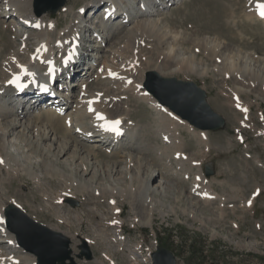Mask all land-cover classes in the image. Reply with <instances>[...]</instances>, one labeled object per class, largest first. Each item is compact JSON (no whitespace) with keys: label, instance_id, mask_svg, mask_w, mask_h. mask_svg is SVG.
<instances>
[{"label":"rangeland","instance_id":"obj_1","mask_svg":"<svg viewBox=\"0 0 264 264\" xmlns=\"http://www.w3.org/2000/svg\"><path fill=\"white\" fill-rule=\"evenodd\" d=\"M176 1L159 13L158 20L179 39V35L183 37L184 41L181 39L179 50L184 55L190 53L196 56L195 69L192 72L161 74L175 65L171 64L166 67L167 69L161 67L159 72L157 68V65L161 63L159 50L154 48L152 42L150 46H147V42L144 41L141 44L143 50L140 57L142 73L138 72L139 75L136 74L134 80L136 83H141L145 72L155 71L162 77L191 81L205 90L210 107L224 118V128L215 132L205 131L208 139L207 147L197 137L199 130L192 127L187 128L179 124L175 129L176 136L171 134L174 139L179 133L180 140L177 139L178 143L173 142V145L188 158L194 159V163H200V167L193 166L189 162L174 161L173 146L169 145L173 149H167L160 141L158 133L160 126L157 118L159 114L150 108L143 98L132 95L130 91L121 98L119 108L109 110L115 111L114 115H125L127 119H130L129 122L126 121L131 128L132 137L122 140V146H128L129 140L138 137L135 145L129 149V152L127 149L124 150V154H113L115 146L111 150L112 144L95 146L91 142H81L79 137L73 136L72 131L65 133L62 120L54 135L43 142H37L33 138L36 132L31 131L30 128L35 124L32 122L37 119L35 116L39 110L29 111L26 116L10 115L6 118H9L8 120L2 121V128L8 131L5 140L6 152L11 154L15 152L14 155H17L20 162L26 161L21 164L32 166L31 169L38 174L36 180H32L28 177L27 170L19 168L18 164L15 165V162L11 161L10 165L18 167L19 170L14 173L10 171L9 179L3 184V193L6 197H14L17 206L37 223L71 237L70 248L76 264H148V262L151 264L147 252L148 249H151V252L154 251L158 244L156 239L162 246L167 245L182 264H264V95L261 96L262 100L259 99L261 97L256 96L261 91L256 84L252 93L240 94L241 102L249 108L247 113L234 107L232 94L234 87L241 82L235 77L231 78L232 75L225 76L227 74L217 72L213 66L219 64V61L215 63L214 58H206L203 48L200 47L197 50L193 42L203 36L211 38L217 36L228 43L230 48L243 51L242 53H246L245 55L250 56L249 58L264 63V22L255 18L247 19V9L255 0ZM92 2L93 0H66L64 5L66 10L60 9L54 14H43L47 15L43 17L44 26L52 27L47 35L51 44L58 37L59 31L73 22L78 8L88 10ZM104 5L105 3H102L99 7ZM1 6L0 0V52H2L1 57H6L16 52L17 48H22L15 39H18L17 35L22 34L23 31L10 30L9 24L16 17L11 19L1 17L4 14ZM53 20L57 24L55 30L52 26ZM98 20L99 18H94L93 21H88L86 17V25L93 27L90 30L91 33H84L87 39L83 42L86 47L83 53L86 57L87 54L89 55L86 60L88 65L94 63L93 57L97 56L100 59L107 56V53L104 54L107 46L116 47L125 33V30L119 31L111 39L110 34L108 38L110 40L100 44L94 38V34L92 35L95 33L93 31H96ZM136 21L126 27L135 25ZM174 37L170 39V42ZM100 45L102 48L97 49ZM31 50L32 47L29 46V50L23 51L21 60L27 61ZM125 56L121 58L118 54L114 55V64L120 66L121 63H125ZM204 68L207 70L202 73ZM255 69L262 72L261 74L264 73L261 67ZM6 70L7 68L1 64L0 83L7 78L4 76ZM94 76L95 72L85 80L88 87H96ZM78 82L76 81V84ZM72 89H74V93L70 94L72 98L63 92V96L71 99L72 107L68 109L69 112L74 109L73 106H76L73 95L79 92L76 86ZM21 112L23 111L18 113L21 114ZM67 112H63L61 118H64ZM162 115L163 120L167 119L168 123L165 121L169 124L171 118H168L165 113ZM14 121L19 122L14 129L13 126H7L13 125ZM36 122L39 128L44 125L47 127L45 120ZM62 137L70 142L69 149L57 159L56 142L62 140ZM75 147H78L79 155L73 158L72 151ZM128 154H131L136 162L131 166L132 168L128 167V172L131 168V175L136 176L140 162H142L140 171L142 181L150 172H154L155 178L152 176L150 183L155 187L148 195L153 204L150 208L152 212L150 218L145 217L149 219V223L133 222L135 215L139 219L145 212L141 201L134 200L132 207L128 195L122 197L114 193L117 206L122 212L113 214L111 206L107 204V197L94 194L90 190L79 192L75 190L76 188L68 189L67 186L71 185L69 180L51 176L44 166L45 162L56 163L64 172L73 173L75 179L91 184L93 188L97 187L99 190L100 187L105 188L113 181L125 187L130 183L127 172L123 171L113 180L108 165L116 164L118 169L124 168ZM0 155L4 156L5 153L0 151ZM208 163L212 164L215 173L211 177H205L208 181L206 180L204 189L208 188L209 192L212 190L214 194L216 193L217 199L207 202L199 199L197 192H191L193 190L191 188L194 184L200 187V180L197 178L199 172L203 173L204 165ZM136 183L138 185L137 180L134 179L132 185L136 186ZM64 190L71 191L72 195L67 198L76 200L78 206L71 207L64 202V199H59V191ZM113 215H117V219L121 222L119 233L122 239L124 238L118 241V244L110 240L114 236V230L117 229V226L108 225V219H111ZM84 238L91 240L88 245L92 255L90 260L76 258L80 252L81 240ZM138 243L141 251L136 248ZM58 247L57 242L47 246L53 254L59 251ZM0 251L3 254L10 251L16 252L14 248H7L5 244L0 245Z\"/></svg>","mask_w":264,"mask_h":264},{"label":"bare ground","instance_id":"obj_2","mask_svg":"<svg viewBox=\"0 0 264 264\" xmlns=\"http://www.w3.org/2000/svg\"><path fill=\"white\" fill-rule=\"evenodd\" d=\"M114 5L116 7H123L125 8L124 11H121V13H118L120 19H116L117 22L119 23H124L123 25L120 26V24H115L111 22L108 23H102L100 20H98L97 27L95 28V36L94 38L98 40L100 44L103 42H108L112 37H114L119 31L125 30L123 39L116 45V47L112 46H107L108 48L105 49V53L108 55L101 57L96 56L94 58V63H90L89 67H94V70L92 72H95V83L96 87H88L86 82H82L81 84L78 85V90L79 92L76 95H73L75 98V105L73 106L74 109L69 112V108L72 106L70 104V100L68 97L67 98L63 97L60 99L58 102L59 107L58 111L56 109H50V108H38L36 110H39V113L35 116L37 119L35 120L34 125H31V131L35 130L36 136L33 137L37 140V142H43V140L50 138L56 129H58V124L62 120V127L64 126L65 133H71L73 136L79 137L81 139V142H91L95 146H106L112 144V147L110 148L111 150L113 149V154H124V150H128L135 145V143L138 140V137H135L134 140H129L128 146H122L121 141L124 140L125 138H130L132 135H130L131 128L128 127V122L130 119H127L125 115H114L115 111L110 112V109L116 110L119 108L121 104V98L123 96H126V92L130 91L132 95L135 94L136 97H141L144 99L145 103L149 104V107L152 108L154 111L159 114L157 117L159 119V128H158V133L159 137L161 138V143L167 147V149L171 148L170 146H173V154L172 157L175 162L177 163H185L189 162L193 166L200 167V163L195 162L194 159L188 158L186 155H184L176 146L173 145V142L178 143L176 141L177 139L180 140L178 137L179 133L177 134V137L172 139V133L174 136H176V128L179 124L185 125L187 128H191L187 123L184 121H181L171 113H169L166 108L163 106L159 105L149 94L145 93V91L141 88V83L140 82H135L134 76L136 74L139 75L138 72L142 73V68L141 62H140V57L142 56V50L143 48L141 47L142 42H147V46L151 45L150 43L152 42L154 45L153 47L159 50V57L161 58V63L157 65V68L159 69V72L161 71V67L166 68L171 64H174L175 67L172 69L168 70L167 72L164 71V75L167 74H174L177 72H182V71H190L192 72L194 68V59L195 55L188 53V55H184L181 53L179 50V43L181 42V39L183 40V37H180V39L175 35L172 34L164 25L159 22V13L167 8L169 4H173L177 2L176 0H112ZM179 1V0H178ZM2 2V11L3 15L1 17L5 18L4 16L10 14L11 16H15V20H18L19 22L30 20L35 25H38V29L32 33L30 31H25L22 34H19L18 39H15V42H19L20 46L22 48H17V51L6 57H1L2 52H0V65L2 64L4 67L7 68L5 71V75H8V78L2 80L0 83V90L3 89V94H0V151L4 152L5 155L1 156L0 155V160L3 161V163H0V215L3 217V221L5 222V211L4 208H6L8 205L12 204L17 206V201L15 200L14 197H6L5 194L3 193V184L6 180L9 179V173L10 171L14 173L15 171H18L19 168L23 170H27L28 177L32 180L38 177V174L35 173L31 167L28 165H23L21 164L22 161L16 157L17 155H14L6 152V138L8 135V131L2 128V121H6L7 117L11 116H20L23 114V116L27 115L29 111L33 112V109L30 110V106L24 107L19 110L17 107V104L19 103L18 100L14 104L13 100H9L11 97L13 90H8L6 88V83L7 80L10 78L11 73H16L20 74L25 78L27 81L31 80H38L42 81L43 76L46 74L45 71L47 69V66L45 65L46 60H52L55 63V68L57 70L61 69L60 64H58V61H62L66 56H68L71 51L74 49L78 52V55H75V58H80V57H86V54L81 52L82 49H86L85 45L83 42L85 41V38L83 34L90 30V28H87L86 25V16L80 14V9L81 7L78 8L77 14L75 15V19L73 22H71L68 26L63 28L61 31L58 33V37L52 41V44L50 40L47 38V35L49 31L51 30V25L50 27L44 26V16L47 15H41L37 16L32 9V0H1ZM102 2H106V0H93L91 5H99ZM141 2L143 3V6L141 5ZM256 2H263L264 0H256ZM89 4V5H90ZM136 5V6H134ZM105 7V6H104ZM62 10H66V7H64ZM121 10V9H120ZM122 12H125L126 15L122 16ZM247 19H252L255 18L259 21L264 22V18H261V16L257 17L254 12L252 11L251 8L247 9ZM43 20H41V19ZM137 19V21H136ZM135 25L131 27H126L129 26L131 22H135ZM56 21L53 20V25L54 30L57 29V24H55ZM10 30L12 31L16 27L13 24H9ZM126 27V28H125ZM93 28V27H92ZM66 30L65 32L63 30ZM111 34L110 39L109 35ZM176 36V37H174ZM172 41L170 42V39ZM245 39V38H244ZM184 41V40H183ZM194 42V47L200 49V47L203 48V52L206 54V58H214L217 63L219 61V64L217 63L216 65L213 66L214 69L217 70V72H221L222 74H227L225 76H231L235 77L237 80H239L241 83L237 84L236 87H234V93L232 94L233 100H234V107L242 111L243 113H247L248 107L244 106V104L241 102L240 99V94L242 92H247V93H252L256 86L258 84L259 90L261 91L257 93V97H261L264 94L262 91L264 89V73L261 74L256 70L255 68H263L264 69V63L260 61H256L255 59L249 58L247 55L239 51L238 49L235 48H230L229 44L218 38L217 36L215 37H207L203 36L201 39H195L193 40ZM36 43V44H35ZM146 45V44H144ZM29 46L32 47L31 52L28 54V60H21L20 56L23 54V51L29 50ZM43 46V47H42ZM102 45L98 46L97 49H101ZM22 50V51H21ZM104 50V49H103ZM80 51V52H79ZM97 51V50H96ZM102 51V50H101ZM98 52V51H97ZM125 56L128 54V56H125V63H121L120 66H117L114 64V59L113 56L117 55ZM89 55L87 54V57ZM99 56V55H98ZM158 57V59H159ZM142 60V59H141ZM123 61V60H122ZM194 63H193V62ZM28 62V63H27ZM123 64V65H122ZM162 64V65H161ZM242 66V67H240ZM167 69V68H166ZM203 70V69H202ZM205 70H203L202 73H205ZM257 71V72H256ZM263 71V70H262ZM111 73H115V75H110ZM208 72V71H206ZM140 73V74H141ZM97 75V77H96ZM235 79V80H236ZM129 80V81H128ZM31 86L27 88V90H30ZM203 89V88H202ZM264 92V91H263ZM74 93V91H73ZM60 95V92L58 93ZM72 98V96H71ZM126 98V97H125ZM127 99V98H126ZM262 100V97L259 98ZM93 100H96V102H93ZM88 101H92L91 107L96 111L104 114L107 119L109 120H115L119 119L120 123H122L121 129L125 131V136H123L120 140L113 139V133L112 134H107L104 128L101 127V124L104 123V121L97 120L95 117L94 112H89L88 111ZM33 103V102H32ZM230 105V103H229ZM239 105V107L237 106ZM65 107V109H64ZM65 110L67 112L64 116V118H61V110ZM69 109V110H68ZM23 111L20 113V111ZM28 110V111H27ZM132 112V111H131ZM163 113L166 115L169 113L171 114L170 117L171 121L169 124L167 119L163 120ZM21 116V117H23ZM175 118H174V117ZM169 118V116H167ZM38 120H45L47 127L40 126V128L37 126ZM128 120V122L126 121ZM164 121L166 125L164 124ZM19 122L14 121L13 125H7L8 127L13 126L12 128L14 129ZM40 123V122H38ZM61 123V122H60ZM30 126V125H29ZM28 126V127H29ZM61 127V126H60ZM43 129V130H42ZM41 130V131H40ZM34 132V131H33ZM34 132V133H35ZM197 134V133H196ZM70 135V134H69ZM70 137H72L70 135ZM199 140L203 145L207 147L208 139L206 136L205 132L199 131L198 136ZM58 138V135H57ZM62 140H57V150L55 151L56 154H58L57 159L60 158V155L62 153H66L69 149V141L67 138L62 137ZM54 140V136H53ZM100 140H105L104 142H100ZM75 141H77L75 139ZM10 143V142H9ZM54 143V144H56ZM170 145V146H169ZM176 147V148H175ZM56 148V147H55ZM78 147L74 148V151H72V157L74 158L75 156L79 155V151L77 149ZM90 153V152H89ZM16 154V153H15ZM90 155H92L90 153ZM116 157V156H115ZM122 157V156H120ZM80 158V157H78ZM14 161L15 165L18 164L19 168L10 165V162ZM194 161V162H193ZM28 162V161H27ZM71 162H74V160H71ZM70 162V163H71ZM192 162V163H191ZM134 160L131 156V154H128L127 157L125 158V163H124V168L118 169L116 164H112L111 166L108 165V170L110 174L112 175V179L114 180L115 176H119L122 174L123 171H126L129 175L130 183L127 186H121L118 185L117 183L111 182L110 185L107 187L103 188L100 187V190L97 187H92L91 184H87L83 182L82 180H77L74 178V174L72 173H66L64 170H61V168L55 163L51 164L49 162H45V167L49 170L51 173V176L53 177H59L61 178H66V180L70 181L71 185L66 184L67 188H76L75 190L79 192H85L86 190L92 191L94 194H100L102 197H107V204H109L112 208L113 214H121V210H119V207L117 206V200L115 199L116 195L114 196V193H118L122 195V197L128 195L130 197L131 206L133 207L134 205V200H139L141 201V206L145 209L142 215H140V218L137 219V215L134 216L135 220L133 222H144V223H149V219H145V217L150 218L152 210L151 205L152 200L149 199V193L154 188L150 182L151 177H154V172H150L148 177L142 181L140 179V171H141V166L142 162H138V170L136 171V176H133L130 174L131 172V166L135 165ZM72 165V164H71ZM181 165V164H179ZM70 166V165H69ZM169 166V165H168ZM128 167H131L128 172ZM113 168V169H111ZM75 169V168H74ZM177 170H182L181 168H177ZM175 171V170H174ZM18 173V172H17ZM187 173V172H185ZM49 174V173H48ZM142 175V174H141ZM63 178V179H64ZM121 178V177H117ZM116 178V179H117ZM137 180L138 185L136 183V186L132 185L133 180ZM200 180V187L198 188L195 186V184L192 186L191 192H197V196L199 199H202L204 201H212L213 199H217V194L208 191L207 189H204L206 184V178L203 176L202 172H199V176L197 178ZM36 180V179H35ZM65 181V180H62ZM208 181V180H207ZM34 182V181H33ZM35 183V182H34ZM209 183V182H208ZM41 185V184H40ZM195 186V187H194ZM67 190V189H65ZM59 191V199H65L67 196L72 195L70 193L71 191ZM109 192V193H108ZM135 198V199H134ZM57 199V198H55ZM67 200V199H66ZM65 200V201H66ZM119 203V202H118ZM146 206V207H145ZM142 210V209H141ZM119 216V215H118ZM113 221H116V223H113ZM138 223V224H139ZM132 224V223H131ZM108 225L109 226H117V229L114 230L113 235L110 240L114 244H118L120 240L122 239V235L119 233V230L121 229V222L117 219V215H113L111 219H108ZM145 226H150V225H145ZM3 229L4 235H1L0 237H6L8 238L9 241H12V244L15 246L14 251H10L8 253H2L0 251V264H38L37 263V257L35 254H27L29 252L25 251L22 249L20 246H18L15 242V234L13 231H6L4 230V224H0V231ZM58 232V231H57ZM61 233V232H60ZM67 237V236H66ZM69 238V237H67ZM4 238H0V243ZM71 241V237L69 238ZM87 245H90L91 240L85 239ZM2 245V244H0ZM108 245V244H107ZM110 247V246H109ZM120 247V246H119ZM136 248L140 249V244L138 243L136 245ZM56 249V248H55ZM58 250V249H57ZM122 250V249H120ZM123 252V250H122ZM147 252V251H146ZM133 253H136L133 251ZM151 253V249H148L147 255ZM108 258V257H107ZM102 263V262H101ZM149 264V262H148Z\"/></svg>","mask_w":264,"mask_h":264},{"label":"water","instance_id":"obj_3","mask_svg":"<svg viewBox=\"0 0 264 264\" xmlns=\"http://www.w3.org/2000/svg\"><path fill=\"white\" fill-rule=\"evenodd\" d=\"M66 3V0H33L34 13L40 16L45 13L54 14ZM147 91L160 105L186 121L189 125L200 129L217 131L224 128L223 117L213 111L206 100V93L193 82L176 78H164L155 71H148L142 83ZM205 176H212V164H205ZM71 207L78 206L73 199L65 201ZM7 226L17 237L18 244L25 251L35 254L38 264H76L71 256L70 240L60 232L53 231L28 217L19 208L8 205L5 209ZM46 240V241H44ZM59 244L56 254L47 248L50 243ZM79 246L78 259L90 260L91 253L84 240ZM152 264H181L173 252L158 246L150 254Z\"/></svg>","mask_w":264,"mask_h":264},{"label":"snow or ice","instance_id":"obj_4","mask_svg":"<svg viewBox=\"0 0 264 264\" xmlns=\"http://www.w3.org/2000/svg\"><path fill=\"white\" fill-rule=\"evenodd\" d=\"M257 7V11L258 14L261 16V18H264V3H258L256 5ZM43 47V46H42ZM50 63V62H49ZM49 71H51V69H49ZM110 75H115V73H111ZM18 81V77L14 76L12 80L8 81L9 83L15 84ZM89 107H88V111L89 112H94L95 113V117L97 120H101L104 121V123L101 124V127L104 128L106 131H114V132H119V128L117 127L120 124V120L119 119H115V120H109L107 119V117L100 113V112H96L92 107V101H88ZM239 107V105H237ZM0 163H3L2 160H0ZM113 223H116V221H113Z\"/></svg>","mask_w":264,"mask_h":264},{"label":"trees","instance_id":"obj_5","mask_svg":"<svg viewBox=\"0 0 264 264\" xmlns=\"http://www.w3.org/2000/svg\"><path fill=\"white\" fill-rule=\"evenodd\" d=\"M157 241H158V244L161 245V244L159 243V240H157ZM163 246H165L166 248H168L167 245H163Z\"/></svg>","mask_w":264,"mask_h":264}]
</instances>
